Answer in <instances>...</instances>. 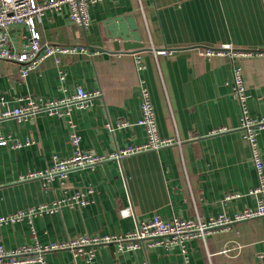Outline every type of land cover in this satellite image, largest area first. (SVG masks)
Listing matches in <instances>:
<instances>
[{"label": "crops", "instance_id": "crops-1", "mask_svg": "<svg viewBox=\"0 0 264 264\" xmlns=\"http://www.w3.org/2000/svg\"><path fill=\"white\" fill-rule=\"evenodd\" d=\"M88 12L85 29L69 21L67 4L46 11L35 23L42 44L83 46L84 54L61 56L58 65L46 58L24 80L18 75L22 64L0 58V114L26 99L40 104L72 96L77 88L100 92L88 108L73 109L68 116L38 112L25 121L0 118V136L7 140L0 146V216L51 204L76 190L92 188L95 195L84 207L64 206L31 223L1 226L3 248L121 235L153 215L207 220L254 208L256 197L249 191L257 179L240 129L232 74L240 67L249 116L264 117V0H104ZM118 18L130 37L127 42L133 43L136 34L142 47L123 48L125 41L114 37ZM28 36L24 26H13L4 47L20 51ZM222 46L249 55L206 57L199 52ZM141 86L149 92L159 137L173 144L74 170L64 180L26 179L30 172L47 170L54 156L64 160L73 155L69 120L80 149L97 156L144 143V128L136 125ZM121 122L128 126L120 127ZM257 143L264 166V130ZM229 193L240 197L223 202ZM125 207L133 215L122 217L119 210ZM186 249L189 264H257L264 259V220L233 222L187 242ZM43 257L45 264H85L84 256L67 248ZM93 262L184 264L177 247L146 245L117 253L114 244L97 246Z\"/></svg>", "mask_w": 264, "mask_h": 264}, {"label": "built area", "instance_id": "built-area-1", "mask_svg": "<svg viewBox=\"0 0 264 264\" xmlns=\"http://www.w3.org/2000/svg\"><path fill=\"white\" fill-rule=\"evenodd\" d=\"M104 0H0V58L13 60L22 64L18 75L24 80L28 74L44 59L51 58L55 64L60 63L61 56L85 53L87 50L83 46H57L42 44L41 36L36 28V20L46 11L59 10L63 4L69 7L68 19L76 26L85 29L89 25L88 7ZM13 26H24L29 33L27 45L20 51L11 52L4 45L7 41L8 31ZM229 46H222L218 49L206 48L200 50V54L206 57L222 54L233 56H247V51L234 52ZM159 53L167 54L171 51L160 50ZM62 79V78H61ZM100 92H86L82 88H77L72 96H67L59 100L36 103L31 99H26L22 106L12 110L4 111L0 118H14L17 121H25L38 112H46L49 115L61 117L70 115L73 109H85L91 105L94 97ZM232 94L237 100L241 111L240 129L249 148L250 161L253 165L257 183L249 191V194L256 197L254 208H248L236 212L232 218L221 214L207 220L183 219L176 216L168 220H163L158 215H153L149 219L136 222L134 231L121 235H82L69 239L66 242H56L48 245L23 246L14 250H5L0 241V264H45L44 254L60 249H69L75 256L85 257V264H94L95 248L99 245L114 244L117 253L135 250L146 245L162 246L166 249L179 248L184 264H189L186 244L191 240L203 238L211 231L227 226L233 222L261 218L264 220V166L263 153L258 147L257 136L264 130V117L252 119L249 116L246 94V85L240 67H236L232 74ZM140 117L136 125L142 126L146 139L144 143L130 145L116 150L107 156H97L91 152L80 149V137L75 132V124L67 121L70 129L69 143L73 148V155L68 159H59L54 156L51 166L43 172H30L28 178H42L45 182L54 179L64 180L69 172L85 168H93L97 164L108 160H121L130 155H135L147 151H157L159 148L173 144L172 140L161 139L157 132L154 111L150 101L148 90L141 86ZM120 127H127L128 124L121 122ZM7 143L4 137L0 136V146ZM25 144H30L26 141ZM17 143L14 147H20ZM94 190H76L70 196L56 199L51 204H41L27 210L17 211L12 214L0 216V227L6 224H13L23 220L29 223L32 219L41 214H52L61 210L62 207H84L91 204L94 197ZM240 194L229 193L223 198V202L238 199ZM119 213L122 217L133 215L131 207L121 208ZM228 250H222L227 252ZM257 264H264L261 259Z\"/></svg>", "mask_w": 264, "mask_h": 264}, {"label": "water", "instance_id": "water-1", "mask_svg": "<svg viewBox=\"0 0 264 264\" xmlns=\"http://www.w3.org/2000/svg\"><path fill=\"white\" fill-rule=\"evenodd\" d=\"M116 22H118V24L116 25L119 28V31L117 33L114 34V37H118L121 38L123 41H125L123 43V48L125 50L127 49H132V48H136V47H142V44L135 42L138 41V36L136 34H132V40H134L133 43L131 42H127V40H129V35L127 34L125 28H124V24H123V19L122 18H118L116 19ZM128 23L130 24V27H133V24L131 22V19L128 20ZM115 49L118 50L117 45L115 44Z\"/></svg>", "mask_w": 264, "mask_h": 264}]
</instances>
